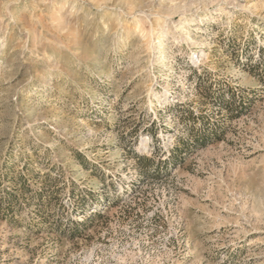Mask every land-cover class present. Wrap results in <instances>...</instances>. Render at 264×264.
<instances>
[{"label":"rangeland","instance_id":"374dc122","mask_svg":"<svg viewBox=\"0 0 264 264\" xmlns=\"http://www.w3.org/2000/svg\"><path fill=\"white\" fill-rule=\"evenodd\" d=\"M0 264H264V0H0Z\"/></svg>","mask_w":264,"mask_h":264},{"label":"trees","instance_id":"16d2710c","mask_svg":"<svg viewBox=\"0 0 264 264\" xmlns=\"http://www.w3.org/2000/svg\"><path fill=\"white\" fill-rule=\"evenodd\" d=\"M189 114H193L192 111L189 110ZM153 134H154V137H155V132L153 131ZM191 138L196 141V143L199 145V146H203V145H206V143H208V139H209V135L206 134V133H196L194 131H191ZM174 152L176 151V155H170L168 158L166 159H172L174 165H181L182 163V158L180 157L178 151H180V148L178 145H176L175 147H173L172 149ZM138 158H143L145 160V162H147V164H151L153 163V159L151 157H148V156H145V155H138L136 154Z\"/></svg>","mask_w":264,"mask_h":264}]
</instances>
